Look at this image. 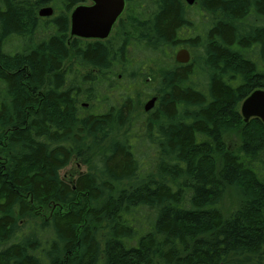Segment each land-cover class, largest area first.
Instances as JSON below:
<instances>
[{"label": "trees", "instance_id": "trees-1", "mask_svg": "<svg viewBox=\"0 0 264 264\" xmlns=\"http://www.w3.org/2000/svg\"><path fill=\"white\" fill-rule=\"evenodd\" d=\"M83 2L0 0V264H264V125L240 115L264 90V0H196L198 33L183 0H126L103 41L69 36ZM150 66L139 121L115 83Z\"/></svg>", "mask_w": 264, "mask_h": 264}, {"label": "water", "instance_id": "water-1", "mask_svg": "<svg viewBox=\"0 0 264 264\" xmlns=\"http://www.w3.org/2000/svg\"><path fill=\"white\" fill-rule=\"evenodd\" d=\"M89 6H77L70 13L69 35L82 40H106L117 19L124 9V0H89ZM192 6L195 0H184ZM52 9L45 7L39 10V17H50ZM176 63L185 65L190 61L189 52L181 49L174 56ZM156 102L152 98L144 106V112H149ZM240 115L244 123L256 118L264 125V90L257 89L246 97L240 105Z\"/></svg>", "mask_w": 264, "mask_h": 264}, {"label": "rangeland", "instance_id": "rangeland-1", "mask_svg": "<svg viewBox=\"0 0 264 264\" xmlns=\"http://www.w3.org/2000/svg\"><path fill=\"white\" fill-rule=\"evenodd\" d=\"M54 14L55 12L53 10ZM38 14V13H37ZM203 13L199 12L196 10V7L190 8L189 10V16L190 20L194 23L195 25V33L198 32H203V29L208 25V22L201 17ZM205 15V14H204ZM205 25V26H204ZM180 49H186L189 54L191 55L190 49L186 46H180L173 51H166V56L172 57L174 59L175 53L179 51ZM173 52V54H172ZM166 58V59H167ZM150 69H146L141 77H137L135 79V82L132 83L131 85L128 83H125V81H121L118 83H115V86L117 87L116 93H114V97L116 96L115 94H119L120 92H125L127 91L133 100L134 103V117L137 118L139 121H144V118H147L146 113L144 112V106L147 104L148 101H150L152 98H154L153 94V89L155 85V68L153 66H150ZM125 83V84H124ZM82 107L85 108L87 112L94 111V109H90V105L87 104H82ZM239 130H234L229 134V136L226 138L225 143L228 148H233L239 141H240V136H239ZM149 161H152V155H149ZM145 161L148 162V158L145 157ZM86 171V165H83L81 162L78 161H73L68 168L65 170L61 171V177L67 181H72L74 177H76L80 173H84ZM233 205V200L230 198V196H226L223 204H222V211L223 213L228 212Z\"/></svg>", "mask_w": 264, "mask_h": 264}, {"label": "flooded vegetation", "instance_id": "flooded-vegetation-1", "mask_svg": "<svg viewBox=\"0 0 264 264\" xmlns=\"http://www.w3.org/2000/svg\"><path fill=\"white\" fill-rule=\"evenodd\" d=\"M92 3L89 1V0H84V2L83 3H81L80 5H78V6H89V5H91ZM124 4H125V6H124V9H123V11H122V14L119 16V18L117 19V22H118V20L123 16V14H124V12H125V8H126V0H124ZM77 7V6H76ZM194 7H196V10L197 11H199V12H201V13H203V15H201V17H203L206 21H208V18H209V14L208 13H206L205 11H202L201 9L199 10L198 8H197V5H196V0H195V3L192 5V6H190V8H194ZM72 11V10H71ZM71 11H70V13H71ZM70 13H69V17H70ZM205 14V15H204ZM56 14H54V12H53V14H52V16H55ZM39 17V16H38ZM40 18V17H39ZM116 22V23H117ZM69 23H70V19H69ZM116 23H115V25H116ZM114 25V26H115ZM113 26V27H114ZM205 26V25H204ZM194 33H195V31H194ZM72 38H74V37H72Z\"/></svg>", "mask_w": 264, "mask_h": 264}]
</instances>
